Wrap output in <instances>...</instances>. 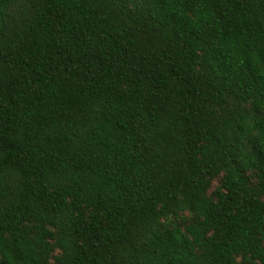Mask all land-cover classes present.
<instances>
[{
  "label": "trees",
  "instance_id": "1",
  "mask_svg": "<svg viewBox=\"0 0 264 264\" xmlns=\"http://www.w3.org/2000/svg\"><path fill=\"white\" fill-rule=\"evenodd\" d=\"M0 264H264V0H0Z\"/></svg>",
  "mask_w": 264,
  "mask_h": 264
}]
</instances>
